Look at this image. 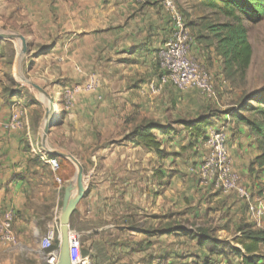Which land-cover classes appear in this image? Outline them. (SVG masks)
<instances>
[{"label":"rangeland","instance_id":"374dc122","mask_svg":"<svg viewBox=\"0 0 264 264\" xmlns=\"http://www.w3.org/2000/svg\"><path fill=\"white\" fill-rule=\"evenodd\" d=\"M42 1L0 0V30L21 33L27 42V52L19 60V73L46 92V95L39 93L15 76L13 69L19 52V41L12 38L0 39L3 86L18 87L23 82L25 85L18 88L32 90L36 95V103L31 109L33 134L30 139L25 137L24 143L26 148L36 152L31 157V164L36 168L31 172L32 182L28 189L33 201L28 205L35 210V221L39 227L37 238H33L30 245H17L1 251L0 262L7 259V264H47V250L42 249L38 241L43 238L49 226L55 229V247L59 246L64 190L70 181L59 188L53 187L51 179L56 172L49 167L43 168L41 157L49 158L47 149L67 148L73 151L83 167L85 185L84 195L69 221L73 264H160L156 257L168 252L172 254L173 264H195L194 260L198 259V264H227L229 259L232 264H238V259L231 255H203L204 252L198 250L196 237L178 231L184 228L199 234L210 232L240 248L241 228L247 222L252 223L245 202L237 194L228 192L226 195L221 190H216L200 174L198 167L202 160L197 158L202 154L205 156L209 151L206 128L204 127L201 142L196 141L188 132L165 139L164 148L169 147L177 153L170 159L169 166L164 163L168 166V175L162 181L155 179V170L161 168L158 155L149 148L125 139L135 124L113 116V107L103 109L99 106L103 99H109V91L106 89L110 86L109 82L117 80L106 71L109 67L105 65L100 68L98 59L95 60L96 56L100 57L97 54L101 51H91L92 55L88 58L85 53H73L71 45L63 41V36L56 39V30L49 26V5L45 7ZM173 1L181 11L185 23L188 21L185 16L191 15L189 8L192 9L193 19L198 18V14L210 15L214 12L212 8H204L199 0ZM42 7L45 11H42ZM210 19L217 21L225 18L219 16ZM34 21L38 23L35 25ZM248 39L253 53L246 71L245 84H229V87H225L219 85L220 79H211L213 94L210 96L195 88L183 89L186 95L198 98L200 105L204 106L203 110H189L188 115L205 112L216 118L224 117L228 110L237 111L238 100L244 91L247 96L253 94V98L247 99L245 103L257 104L255 100L259 97L256 93L264 91V19L257 24L248 25ZM75 46L77 49V45ZM103 57L108 64L109 58ZM82 59L84 64L94 61L91 75H72L70 69L74 70L73 61L76 60L83 70L86 68L81 66ZM195 61L199 69L204 68L203 63ZM13 75L17 82L13 81ZM70 77L75 78V81L68 79ZM90 80L94 86L87 89L85 87ZM128 80L129 77L123 76L120 82L126 83ZM79 94H88L87 106L86 103L82 106L81 101L76 100ZM50 102L56 123L50 126V137L43 142L44 115ZM80 109L84 112L82 116ZM73 111L78 112H75L76 119L83 117V121H72L69 114ZM242 113L252 116L250 112ZM169 123L175 125V128H181L176 121ZM167 125L169 128L172 126ZM224 129L226 130L225 127ZM229 155L231 156L230 152ZM32 158L38 160L33 161ZM72 172L70 180L73 181L75 167ZM66 173L67 170H62L63 176ZM237 174L241 185L252 195L264 197V183L258 181V188H255L238 172ZM218 194L221 198H231V206L240 203L238 209L221 205L218 201L220 199L210 200L211 196ZM89 196L94 199L90 201ZM120 243H125V248H119ZM194 253L199 255L195 256ZM260 253L264 259V249Z\"/></svg>","mask_w":264,"mask_h":264},{"label":"crops","instance_id":"0c3cea01","mask_svg":"<svg viewBox=\"0 0 264 264\" xmlns=\"http://www.w3.org/2000/svg\"><path fill=\"white\" fill-rule=\"evenodd\" d=\"M41 3L45 7L49 5V26L56 30L54 31L56 39L63 36V41L71 45L70 48L73 53H85L88 58L89 55H92L91 51L95 49L101 51L100 54H97L100 57L96 56L95 58V60L98 59L99 67L103 68L106 65L110 68L106 69V71L113 74V79L117 78L114 82H109L110 86L106 87L107 91H109L107 92L109 93L107 96L109 99L102 100L99 104L101 108L113 107V116L117 119L120 118L132 122L135 126L149 119L158 122L161 126L172 125L168 133L158 130L153 131L161 143V149L168 152L163 157L158 156L161 168L155 170V173H157L154 176L155 179L162 181L168 175L167 168L170 164V159H173V156L177 153L173 152L169 147L164 148L163 142L165 139H172L175 136L174 134H180L181 132H188L198 142H201L204 136V128L200 135L196 136L191 130L184 128L179 123V120L199 117L198 113L188 115V111L193 108L197 109V111L198 108L203 110L204 106L200 105V100L198 98L194 99L193 95H186L185 90L180 91V89L170 84H161L158 80L160 70L156 53L171 36L169 14L156 0L144 3H137L135 0H43ZM190 9L188 11L191 13L188 19L189 23L193 21L194 17L192 9ZM42 11H45L44 7H42ZM202 16L198 14L197 17L201 18ZM37 23V21H34L35 25ZM196 23L199 22L195 21L194 24ZM189 27L192 35L189 50L190 58L194 61L196 60V63L204 64V68H201V70L209 76L210 80L218 78L220 79L219 85H225V87L227 85L229 87V83L224 77L222 59L215 51V42L208 47L205 46L206 44L198 42L195 39L197 32L195 28L197 26L190 24ZM75 45H77V49ZM102 55L109 58L108 64L105 63L106 58ZM87 63L84 64L82 59L81 66L86 67L83 70L77 65L76 60L73 61L74 70L71 68L70 73L72 75L85 74L86 77L90 76V70L93 69L94 61ZM2 70L3 68L0 66V212L7 208H12L15 211L16 216L13 222V229L17 236L18 245H30L33 238H37L39 233V227L35 221L36 212L28 205L33 201L28 189L32 182L31 172L36 167L31 164V157L35 150L26 148L24 139L25 137L30 139L33 134L31 129L33 123L31 109H33L34 103H36V95L32 90L24 88L26 89L25 91L22 88H18L25 85L23 82H20L18 87L16 85L12 87L3 86L4 77ZM123 76L129 77L126 83L120 82ZM12 77L13 81L17 82L15 80L16 77L14 75ZM68 79L75 81V78L72 77ZM65 88L67 89L66 86ZM88 97V94H79V96H76V100L81 101L82 106L85 103V106H87ZM16 112L20 114V124L9 128L8 123L13 113ZM75 112H71L69 118L75 122L79 119L83 121V117L78 120L76 119V113L78 112ZM79 112L81 116L84 114L83 109H80ZM223 116L213 117V119L207 121L209 123L205 127L206 131L207 127L217 128L222 125L226 128L229 138L228 150L232 156L235 171L243 176L244 180H248L250 184L252 183V186L258 188V181L264 183V168L253 164L255 158L260 155L258 145L254 138L249 135L244 125L236 124L235 118L228 113ZM225 116H228V118ZM171 118L181 128H175V125L169 123L172 122L170 121ZM174 118H177V120H173ZM48 133L50 134V131ZM48 137L50 136L47 134ZM61 149L75 157L71 149ZM203 156L202 154L197 159L201 161ZM41 159L43 164H47L51 169L46 159L44 157H41ZM164 163L168 166H165ZM57 178L59 177L55 174L51 179V184L55 188H59L64 185L63 183L70 181V178L66 180L60 179L61 183H58ZM83 186L85 187V185ZM262 194L264 196V191ZM221 197L218 194L214 197L211 196L210 200L214 198L216 200L220 199L218 201H220L221 205L238 209L240 203L231 206L233 203L231 198ZM89 199L92 201L94 198L93 196H89ZM196 234L199 236L196 237L198 245L199 238L207 235ZM208 235L213 236L218 241H223L210 232H208ZM118 245L119 248H125L123 246L125 243ZM9 247L13 248L15 246L5 245L0 242V254H2L1 251ZM151 247H153V243ZM197 247L198 250L204 252L203 255H209L205 249L200 248L199 245ZM240 249L242 250V246ZM263 249L262 245H260L259 253ZM171 255L169 252L165 253L156 257V260L158 262L159 259L167 260V264H173L171 262L173 260ZM194 255L198 256L199 254L194 253ZM211 256L221 257L222 255ZM152 259H155V257H152ZM263 260L262 258L260 259V261ZM7 261L5 259L0 264H7ZM199 262V259L194 260L195 264Z\"/></svg>","mask_w":264,"mask_h":264},{"label":"trees","instance_id":"16d2710c","mask_svg":"<svg viewBox=\"0 0 264 264\" xmlns=\"http://www.w3.org/2000/svg\"><path fill=\"white\" fill-rule=\"evenodd\" d=\"M204 8H212L214 12L210 15H203L201 18L193 19L191 23L187 21V26H197L195 39L198 42L209 46L215 42V51L221 57L223 63L225 80L231 86L236 84L244 85L246 79V71L251 63L253 49L248 39V25L257 24L264 19V0H201ZM181 12V11H180ZM182 14V13H181ZM223 16L224 20L212 21L211 17ZM189 19L188 15L185 16ZM199 22V23H196ZM193 23V24H192ZM190 29V27H189ZM256 105L245 103L247 99H252L253 94L247 96L244 91L238 100L237 111L228 110L236 124L244 125L251 137L254 138L260 150L253 164L264 168V91L257 92ZM252 97V98H251ZM242 111L250 112L251 117L246 116ZM214 115L199 114V117L193 119L179 120L184 128L189 129L196 136H199L202 129L208 125L210 119ZM158 130L168 133L171 128L168 125L161 126L158 122L149 119L141 124L136 125L126 135V140L142 145L154 151L158 156L163 157L168 153L161 149V144L157 140L153 131ZM49 157L56 158L58 169L55 171L61 180L69 179L74 170L73 164L66 158L56 157L48 154ZM33 161L38 158H32ZM47 164H43V168H47ZM62 170L67 173L62 175ZM69 171V172H68ZM251 222L243 225L242 240L240 241L242 250L233 247L227 240L218 241L213 236L207 235L199 238L198 245L205 249L209 255H231L238 259V264H259L261 255L259 246L264 244V228L254 227ZM191 237H199L191 230H178ZM202 231V230H197ZM72 258V257H71ZM161 264H167V260L159 259ZM227 264L232 262L227 260Z\"/></svg>","mask_w":264,"mask_h":264},{"label":"built area","instance_id":"2783aa9c","mask_svg":"<svg viewBox=\"0 0 264 264\" xmlns=\"http://www.w3.org/2000/svg\"><path fill=\"white\" fill-rule=\"evenodd\" d=\"M136 2H148L153 0H135ZM169 14L171 22V36L158 49L156 59L160 70L159 82L172 84L178 89L195 88L205 95L213 94V85L209 76L197 67L189 56L192 35L189 27L173 0H156ZM94 83L90 80L86 84L87 89ZM20 124V114L13 113L8 127L12 128ZM206 144L209 148L199 164L200 174L205 182H209L215 189L222 192H234L246 204L250 220L256 227L264 226V197L254 196L241 185L239 176L233 168V161L228 150V135L223 126L208 127L206 131ZM46 162L53 171L58 169L56 158H46ZM57 182L61 180L57 178ZM16 213L12 208L0 212V242L17 246V236L13 229ZM57 237L54 228L49 226L39 241V246L47 250V264H56L59 255L58 247H55ZM259 264H264V260Z\"/></svg>","mask_w":264,"mask_h":264},{"label":"water","instance_id":"95a60500","mask_svg":"<svg viewBox=\"0 0 264 264\" xmlns=\"http://www.w3.org/2000/svg\"><path fill=\"white\" fill-rule=\"evenodd\" d=\"M6 38H12L19 41V52L17 56V60L15 63L14 73L16 77H20L22 80L27 82L32 88H34L39 93L46 95L45 90L40 87L39 85L29 81L28 79L21 76L19 73V60L21 58V55L27 52V42L21 33L15 32V31H2L0 30V39H6ZM52 102L49 103V108L45 110L44 115V126L42 131V140L43 142L47 139V134L49 131V128L51 125L55 124L56 118L54 122L50 121V114L52 110ZM47 153L56 156V157H62L69 160L75 167V174L74 179L77 177V194L73 193V181L70 180V183L65 187L64 190V197H63V204H62V210L60 214V236H59V255L58 260L56 264H73L72 258H71V248L69 243V221L72 213L74 212L78 202L83 197L85 188L83 186V167L79 163V161L70 153L66 152L65 150L61 148H53V149H47Z\"/></svg>","mask_w":264,"mask_h":264},{"label":"bare ground","instance_id":"6f19581e","mask_svg":"<svg viewBox=\"0 0 264 264\" xmlns=\"http://www.w3.org/2000/svg\"><path fill=\"white\" fill-rule=\"evenodd\" d=\"M50 116H51V117H50V121H51V122H54V120H55V118H54V114L51 113ZM77 188H78V187H77V177H76V179L74 180V187H73V190H72L73 193H75V195L78 193V192H77Z\"/></svg>","mask_w":264,"mask_h":264}]
</instances>
